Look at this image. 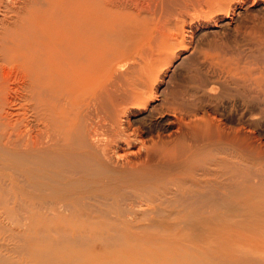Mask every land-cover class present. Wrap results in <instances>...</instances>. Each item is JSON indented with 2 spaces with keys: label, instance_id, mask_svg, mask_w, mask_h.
Masks as SVG:
<instances>
[{
  "label": "bare ground",
  "instance_id": "6f19581e",
  "mask_svg": "<svg viewBox=\"0 0 264 264\" xmlns=\"http://www.w3.org/2000/svg\"><path fill=\"white\" fill-rule=\"evenodd\" d=\"M257 115L264 0H0V264H264Z\"/></svg>",
  "mask_w": 264,
  "mask_h": 264
},
{
  "label": "rangeland",
  "instance_id": "374dc122",
  "mask_svg": "<svg viewBox=\"0 0 264 264\" xmlns=\"http://www.w3.org/2000/svg\"><path fill=\"white\" fill-rule=\"evenodd\" d=\"M203 39L202 38L199 39V42H200V44L205 45L207 43V41L205 40V38H203ZM204 73H205V71L201 70L199 76L192 74L191 78H189V79L187 77H185V74L182 72H179L176 74V78L173 82L174 84H173L172 88L175 89L179 84L178 95H179L180 99L178 98V101L182 100V101H179L180 103L182 102L181 103L182 106H184L183 101L188 100V99H192L193 96H194L193 99L199 97L198 87L200 85V81L203 80V74ZM181 90H183V91H181ZM174 91H176V89ZM195 94H197V95H195ZM238 97H240V96L236 97L234 93H230V92L225 91L224 94L222 95V97H220L217 100V102L220 105V111L224 115L229 116V117L233 116L234 118H236L239 121L240 120L246 121L250 118L248 117L247 111L245 109H243V105H242L243 102H241V100ZM255 119H257L259 121L257 124V130H258L257 132H259L258 134H261L262 136H264V118H261V115H259V116L257 115V117Z\"/></svg>",
  "mask_w": 264,
  "mask_h": 264
}]
</instances>
